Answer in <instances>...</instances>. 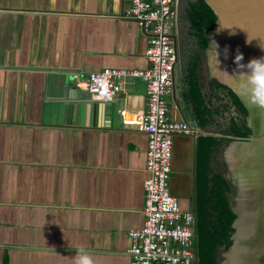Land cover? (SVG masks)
I'll list each match as a JSON object with an SVG mask.
<instances>
[{"label": "crops", "instance_id": "obj_1", "mask_svg": "<svg viewBox=\"0 0 264 264\" xmlns=\"http://www.w3.org/2000/svg\"><path fill=\"white\" fill-rule=\"evenodd\" d=\"M130 0H0V264H129L128 232L144 223L147 135L126 112L146 111V86L125 79L92 102L89 73L147 69L148 30L126 17ZM178 11V5H177ZM177 63L169 118V191L195 212L198 128Z\"/></svg>", "mask_w": 264, "mask_h": 264}, {"label": "water", "instance_id": "obj_2", "mask_svg": "<svg viewBox=\"0 0 264 264\" xmlns=\"http://www.w3.org/2000/svg\"><path fill=\"white\" fill-rule=\"evenodd\" d=\"M192 1L195 0H178L182 93L198 128V151H206L211 140H215V147L220 138L228 141H220L212 164L214 168L215 161H222L226 150L231 169L224 176L230 185L229 206L236 215L231 245L226 251L218 250L217 264H264V106L253 102L250 93L240 86L241 77L234 75L239 71L238 63L264 57V0H205L217 16L214 34L205 35L206 47L201 46L188 20ZM239 53L243 58L237 62ZM192 66L205 97L203 106L202 101L190 95L188 78ZM218 83L237 95L247 110V118ZM234 118L252 129L247 138L234 137L230 132ZM204 165L198 152L197 191Z\"/></svg>", "mask_w": 264, "mask_h": 264}, {"label": "built area", "instance_id": "obj_3", "mask_svg": "<svg viewBox=\"0 0 264 264\" xmlns=\"http://www.w3.org/2000/svg\"><path fill=\"white\" fill-rule=\"evenodd\" d=\"M125 14L148 30V68L89 73L86 91L90 101L108 103L121 91L125 79L138 78L146 86V111L125 114L147 135L144 223L128 232L129 264H197L196 213L183 209L168 188L173 137L190 133L187 123L169 118L165 98L178 59L174 40L177 0H130Z\"/></svg>", "mask_w": 264, "mask_h": 264}, {"label": "trees", "instance_id": "obj_4", "mask_svg": "<svg viewBox=\"0 0 264 264\" xmlns=\"http://www.w3.org/2000/svg\"><path fill=\"white\" fill-rule=\"evenodd\" d=\"M188 20L201 46L206 47L208 39L205 38V35L214 34L217 23L216 14L205 0H195L189 5ZM189 72L190 95L192 94L196 100L202 101L203 106L205 97L202 94L195 67H189ZM218 86L228 92L238 111L242 112L247 118V110L237 95L221 83H218ZM231 128L230 132L235 135L234 137L247 138L252 133L250 127H243L242 123L235 118L232 119ZM214 142L215 140H211V145L206 151L203 149L198 151L205 165L202 167V174L198 178L195 203L197 264H217L218 250L223 249V251H226L231 245L232 224L236 219V215L231 210L228 202L230 185L213 168V156L218 150V146L215 147ZM217 142L219 143L220 140Z\"/></svg>", "mask_w": 264, "mask_h": 264}, {"label": "clouds", "instance_id": "obj_5", "mask_svg": "<svg viewBox=\"0 0 264 264\" xmlns=\"http://www.w3.org/2000/svg\"><path fill=\"white\" fill-rule=\"evenodd\" d=\"M264 47V46H261ZM243 54L236 55L235 60L241 61ZM239 71L234 75L241 77L240 86L250 93V97L256 104L264 106V57L253 58L247 64H237ZM75 264H93L91 253L81 247L75 253Z\"/></svg>", "mask_w": 264, "mask_h": 264}, {"label": "flooded vegetation", "instance_id": "obj_6", "mask_svg": "<svg viewBox=\"0 0 264 264\" xmlns=\"http://www.w3.org/2000/svg\"><path fill=\"white\" fill-rule=\"evenodd\" d=\"M220 141L221 140H225V141H227L226 139H219ZM222 141V142H223ZM228 142V141H227ZM220 143L221 142H219L218 143V146L220 145ZM226 151V150H225ZM224 151V153H223V155H222V157H223V159H222V161H220V162H218V161H215V164H214V169L225 179V181L227 182V183H229L228 182V180H227V177H225V176H228V171H230V162H229V157H228V154L226 153ZM225 175V176H224ZM231 238V237H230Z\"/></svg>", "mask_w": 264, "mask_h": 264}, {"label": "rangeland", "instance_id": "obj_7", "mask_svg": "<svg viewBox=\"0 0 264 264\" xmlns=\"http://www.w3.org/2000/svg\"><path fill=\"white\" fill-rule=\"evenodd\" d=\"M177 5H178V0H177Z\"/></svg>", "mask_w": 264, "mask_h": 264}]
</instances>
